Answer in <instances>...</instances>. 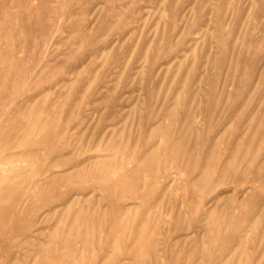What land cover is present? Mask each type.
Listing matches in <instances>:
<instances>
[{
    "label": "rangeland",
    "instance_id": "374dc122",
    "mask_svg": "<svg viewBox=\"0 0 264 264\" xmlns=\"http://www.w3.org/2000/svg\"><path fill=\"white\" fill-rule=\"evenodd\" d=\"M0 264H264V0H0Z\"/></svg>",
    "mask_w": 264,
    "mask_h": 264
}]
</instances>
